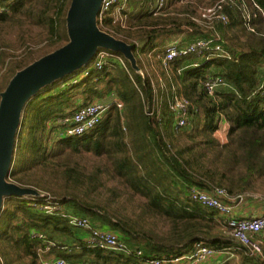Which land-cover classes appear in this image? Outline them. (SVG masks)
<instances>
[{
	"label": "trees",
	"instance_id": "obj_1",
	"mask_svg": "<svg viewBox=\"0 0 264 264\" xmlns=\"http://www.w3.org/2000/svg\"><path fill=\"white\" fill-rule=\"evenodd\" d=\"M174 2L165 0L158 13L146 10L131 21L123 20L114 6L96 19L100 31L130 47L134 63L121 51L103 50L110 56L100 69L84 71L80 78L71 72L41 86L22 109L5 178L36 192L53 191L51 201L73 203L67 212L88 217L92 227L105 228L100 224L103 221L118 230L129 252L90 247L87 236L74 235L75 229L87 235L89 230L69 225L60 213L46 214L33 206L45 202L40 193L8 194L0 207V263L41 264L59 257L71 263L146 264L149 257L189 253L196 241H203L216 251L238 250L242 264H264L263 258L250 255L222 229L210 232L217 211L186 196L191 185L207 190L223 187L230 196L256 192L258 180L264 177V0H195L178 6ZM70 3L0 0V100L17 72L69 41L66 17ZM202 6H219L217 11L226 16V22L217 20L210 29H203L193 19ZM6 25L18 27L15 45L2 34ZM32 28L37 30L34 36ZM176 38L182 43L212 39L202 54L189 53L170 63L168 90L173 87L190 103L189 124L180 128L167 107L166 92L146 69L153 59L164 69L162 57ZM216 45L222 49L216 50ZM17 49L22 52L14 54ZM209 76H220L225 85L208 93L204 81ZM79 92L84 95L83 103L103 100L111 105L91 132L76 137L54 135V119L75 111L79 105L73 96ZM115 100L122 103L121 109ZM222 125L224 143L215 134ZM66 147L71 154L93 152L110 157V168L99 166L88 179H97L100 172L116 176L130 192L147 199L148 213L170 221L168 232L137 236L107 211L99 212L77 195L60 194L50 177L35 174L38 165L46 169L52 158L61 161ZM60 172L75 176V186L83 177L74 166ZM182 188L184 199L172 194ZM63 236H71L72 243L61 241ZM136 250L142 256H136Z\"/></svg>",
	"mask_w": 264,
	"mask_h": 264
},
{
	"label": "built area",
	"instance_id": "obj_2",
	"mask_svg": "<svg viewBox=\"0 0 264 264\" xmlns=\"http://www.w3.org/2000/svg\"><path fill=\"white\" fill-rule=\"evenodd\" d=\"M128 0H101L97 19H101L110 7L114 6L116 11H121L126 6ZM165 5V0H155V6L152 10L155 13L161 11ZM219 7V6H218ZM217 7V8H218ZM216 9V19L226 22V16L217 11L215 7L207 9ZM151 10V9H150ZM212 39L198 38L188 43H182L180 38L170 41L166 52L162 57V65L165 71L170 66L172 61H175L189 53L202 54L203 50L209 48ZM216 50H221L220 45L215 46ZM110 54L101 50L98 52V60L94 67L100 69L103 60L109 57ZM88 73L85 72V75ZM159 87L166 92V104L168 109L174 115V124L177 128L187 126L189 124V100L181 94H178L172 87L169 92L168 86L159 76ZM225 85V81L220 76L207 77L204 81V86L208 93H212L218 88ZM116 106L121 109L122 103L115 100ZM111 102H100V100H91L87 103L78 106L73 113L54 119L56 134L60 137H76L91 132L102 120L104 114L109 109ZM151 115V112H147ZM40 193L45 196L44 203L33 204L34 207L42 210L46 214L60 213L66 218L69 225L89 230L87 242L90 247L108 249L117 252H129L127 245L122 241L116 231L109 228H95L91 226L88 217L73 214L64 211L63 205L58 201H51L53 197L49 193ZM186 196L195 202H199L207 207L217 211L221 219L222 233L225 236L231 237L237 244L245 247L250 255L261 257L264 259L263 249L258 236L264 235V211L259 215L254 216H237L235 208L242 203L248 196H256L251 192H244L235 196H230L227 190L223 187H215L207 190L197 186H188L186 188ZM34 235H38L33 233ZM39 237L43 235L39 234ZM48 250V247L46 248ZM216 250L207 246L203 241H196L193 250L175 257H149L145 260L146 264H206L207 259L212 256ZM136 256H142L141 250L135 251ZM41 264H85L71 263L63 258H50L41 261Z\"/></svg>",
	"mask_w": 264,
	"mask_h": 264
},
{
	"label": "rangeland",
	"instance_id": "obj_3",
	"mask_svg": "<svg viewBox=\"0 0 264 264\" xmlns=\"http://www.w3.org/2000/svg\"><path fill=\"white\" fill-rule=\"evenodd\" d=\"M190 1L195 0H175L173 5H183L188 4ZM155 6V0H128L126 6L123 8V10L119 11L121 12L122 19L126 21H131L136 19L141 13H143L146 10H150ZM169 7H172L170 5ZM216 9H207L205 6L199 7L197 10V17H194L193 19L205 30L210 29L212 25L215 24L217 21L216 19ZM199 15V16H198ZM18 27L17 26H5L2 34L6 39H8L11 43L14 45L16 44V39H18L17 34ZM31 35L34 36L37 33L36 28L31 29ZM97 50H107L111 51L114 49L108 48L105 46H99ZM96 51L92 54V56L84 63L80 64L78 67L73 69L72 76L76 78H80V76L83 75L84 71H90L94 67V63L96 60ZM14 54H20L22 52V49H17L13 51ZM154 60V59H153ZM150 60L147 63V72L150 75V77L156 82L155 84L159 87L158 78L159 76L163 78V81L166 83V78L171 80L172 74H171V68L168 67V69L165 72V69L162 67H157V62L154 60ZM162 71L165 73V75L162 74ZM70 72V73H71ZM2 73L3 68L0 66V81L2 79ZM69 74V73H67ZM66 75V74H65ZM71 76V75H70ZM68 77V76H66ZM69 79V78H68ZM70 82H76L77 79L72 80L69 79ZM168 86V85H167ZM73 100L76 101V105L78 104L83 105L84 95L82 93H76L73 96ZM100 102H104L103 100ZM51 124V123H50ZM52 125V124H51ZM53 126V125H52ZM57 132L53 133L54 135ZM217 137L220 138L221 142H226V135L223 131V125L216 131L215 133ZM51 139H54L53 135L51 136ZM55 142L53 140L51 143ZM64 157L61 158L59 161V158H52V161H48L46 165V169L41 167V164L38 165L34 171L36 175H43V177H50L54 184L59 188V192H62L60 194H74L77 195L78 198L83 199L85 202L90 204L93 208L98 210L99 212L107 211L110 216L113 218V220H121L123 221L128 227H131L135 230V234L137 236L140 235H150L153 232L155 234H165L168 232L170 228V221L164 220V218L157 216L153 217L150 213H148L146 206H144L147 202V199L140 195L138 192H130L127 188H125L121 182L118 180L116 176H113L108 173H98L97 179L89 180L88 174L90 172H94L98 170V167L105 166L107 169L110 168L112 159L106 155L97 156L93 152H80L77 154H71L70 148L66 147L64 151ZM57 162L60 165H57ZM65 166H74L77 171H80L81 175L83 177H80V182H77V185H73L75 176L67 177L66 175L61 174V170L65 168ZM79 179V177H78ZM93 184V187L90 185ZM256 192H251L253 194H261L264 195V177L260 178L257 182V185L255 187ZM42 193H51L54 192L51 190L43 191ZM172 194H175L176 196L184 199L185 194L184 192H172ZM64 211H70L73 209V203L70 202L69 205H63ZM70 209V210H69ZM90 219H94L93 221H96L95 218L90 216ZM105 225L106 227H109L106 223L103 221L100 223ZM210 232L212 233H218L220 232V224H219V215L214 216V221L210 224ZM110 229V227H109ZM112 229V228H111ZM113 230V229H112ZM81 230L75 229L74 235L75 237L80 236ZM117 232V234L123 236L118 230H114ZM261 238V239H260ZM260 241L264 246V236L260 237ZM66 244L72 243V237L71 236H63V240ZM133 244H137L140 246H143L140 243L132 242ZM144 248V246H143ZM232 250V249H231ZM40 254L43 253V251H39ZM233 253H236L235 255L241 253L238 250H233ZM229 256V260H227L228 264H236L235 262V255L232 256L229 253L226 254ZM232 256V258H231ZM239 258V257H238ZM2 264V263H0Z\"/></svg>",
	"mask_w": 264,
	"mask_h": 264
},
{
	"label": "water",
	"instance_id": "obj_4",
	"mask_svg": "<svg viewBox=\"0 0 264 264\" xmlns=\"http://www.w3.org/2000/svg\"><path fill=\"white\" fill-rule=\"evenodd\" d=\"M100 4L101 0H71L66 17L69 41L17 72L1 94L0 207L4 195L36 193L5 179L21 112L28 98L44 84L86 62L99 46L121 51L134 63L129 46L98 29Z\"/></svg>",
	"mask_w": 264,
	"mask_h": 264
},
{
	"label": "crops",
	"instance_id": "obj_5",
	"mask_svg": "<svg viewBox=\"0 0 264 264\" xmlns=\"http://www.w3.org/2000/svg\"><path fill=\"white\" fill-rule=\"evenodd\" d=\"M173 192H179V191L175 190ZM180 192H185V188H182V190ZM255 195L256 196H250V197L248 196L242 203H240L235 208V213L237 214V216H240V217H242V216H254V215H259L264 211V195H261L258 193ZM219 219H221V216H219ZM219 224H220V222H219ZM101 226L105 227V228H109V227H106L105 225H101ZM219 229L221 231V224H220ZM86 236H87V233H85V232L80 233L81 238H86ZM228 253L232 256H234L236 254V253H233V249L231 250L228 248L226 250L216 251L212 256H210L207 259L206 264H226L227 260L230 259L229 256L226 255ZM232 256H231V258H232ZM235 257H236L235 258L236 264H242L241 255L237 254V255H235Z\"/></svg>",
	"mask_w": 264,
	"mask_h": 264
}]
</instances>
